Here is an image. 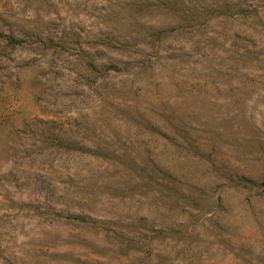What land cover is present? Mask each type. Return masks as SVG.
<instances>
[{
  "label": "rangeland",
  "instance_id": "374dc122",
  "mask_svg": "<svg viewBox=\"0 0 264 264\" xmlns=\"http://www.w3.org/2000/svg\"><path fill=\"white\" fill-rule=\"evenodd\" d=\"M0 264H264V0H0Z\"/></svg>",
  "mask_w": 264,
  "mask_h": 264
}]
</instances>
